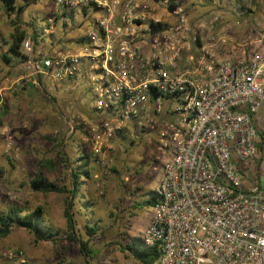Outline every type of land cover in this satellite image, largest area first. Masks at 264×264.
Masks as SVG:
<instances>
[{"label": "built area", "instance_id": "2783aa9c", "mask_svg": "<svg viewBox=\"0 0 264 264\" xmlns=\"http://www.w3.org/2000/svg\"><path fill=\"white\" fill-rule=\"evenodd\" d=\"M53 1L45 34L62 11L85 8L91 25L65 52L36 53L28 38L6 87L84 79L98 119L81 126L96 158L115 138L133 139L131 129L147 137L168 108L178 133L172 150L167 138L154 142L171 157L142 239L158 249L153 264H264V189L245 187L239 167L264 156V32L234 46L232 32L214 33L218 18L193 26L176 0Z\"/></svg>", "mask_w": 264, "mask_h": 264}, {"label": "rangeland", "instance_id": "374dc122", "mask_svg": "<svg viewBox=\"0 0 264 264\" xmlns=\"http://www.w3.org/2000/svg\"><path fill=\"white\" fill-rule=\"evenodd\" d=\"M15 1L17 6L26 5L19 18L21 30L31 36L36 28L42 34L40 30L47 22V15H53L56 10L54 1ZM176 1L186 6L193 26L218 18L214 33L232 32L234 46L246 38L256 41L264 32V0ZM93 15L92 12L86 16L82 9H77L74 16L57 21L52 38L38 40L36 52L51 48L52 53H57L74 48L72 40L85 33ZM10 19L0 0V41L10 39L11 20L15 18ZM11 74L5 73L0 58V83L5 78L16 80L21 74L20 68ZM0 114V214L14 204L25 210L41 207L46 223L57 232L53 240L39 242L29 231L14 228L7 238H0V264H140L121 250V244L143 239L148 230L153 208H134L154 195L162 165L171 157L170 151L160 152L154 142L167 138L171 140L170 150L175 147L172 139L178 133L173 130L177 128V116L164 107L163 114L154 117L156 124L147 137L138 139L131 129L133 139L115 138L113 150L96 158L81 126L83 116L93 121L91 94L82 78L62 88L48 84L41 89L24 86L10 89L0 106ZM181 138L180 135L176 139ZM81 157L86 158V170L91 177H82L80 194L70 201L73 202L76 237L88 243L86 254L79 242L70 239L64 214L69 197L34 192L29 183L42 171L50 182L72 190L71 168L82 162ZM239 167L245 187H264V156L252 163H241ZM87 226L96 227V233L91 235Z\"/></svg>", "mask_w": 264, "mask_h": 264}, {"label": "trees", "instance_id": "16d2710c", "mask_svg": "<svg viewBox=\"0 0 264 264\" xmlns=\"http://www.w3.org/2000/svg\"><path fill=\"white\" fill-rule=\"evenodd\" d=\"M4 5V10L7 13V16H14L15 20H11V26L14 29V32L11 34V43L9 47V54L14 55L15 57L22 56V47L24 42L28 39V34L26 31L20 29L19 18L26 10V5L17 6L15 0H1ZM25 2H27L25 0ZM174 6V1L171 2V7ZM48 20V19H47ZM58 21V19H57ZM66 25V24H65ZM64 25V26H65ZM34 43V49L36 50L38 45V39L40 34L35 28H33L32 36L30 37ZM199 43V42H198ZM3 60L6 63L10 62V58L6 54L3 56ZM33 89V88H32ZM93 119H98V116L91 111ZM123 139H127L124 136H121ZM82 162L77 164L76 168H71L74 185L72 190H69L66 186H59L58 184L50 182L47 177L39 171L36 173L35 177L30 180V187L34 192H40L45 195L49 193H59L65 194L69 197V200L66 201L65 207V218L67 222V228L70 233V239H75L79 242L82 251L86 254L88 253V243L79 240L76 237L75 225L76 222L73 219L72 206L73 202L71 199H75L80 194L82 177L90 178L91 174L89 170H86L88 163L85 162L86 158H80ZM84 160V161H83ZM113 172L116 170L113 168ZM264 189V187L259 186ZM71 195V196H69ZM157 197L154 195L149 196L144 199L142 203H137L135 205L136 210H143L145 208H153L157 203ZM87 226L88 230L91 231V235H94L97 231L96 227ZM14 228H21L32 233L36 240L39 242L53 240L57 235V232L53 231V228L46 223L44 211L41 207H37L34 210H25L21 206L14 204L11 205L7 212L0 214V238H7ZM72 236V237H71ZM121 250L126 254L131 256L133 259L138 261L140 264H153L159 257V252L156 247H146L142 239H134L132 241L121 244ZM29 264V263H23Z\"/></svg>", "mask_w": 264, "mask_h": 264}, {"label": "crops", "instance_id": "0c3cea01", "mask_svg": "<svg viewBox=\"0 0 264 264\" xmlns=\"http://www.w3.org/2000/svg\"><path fill=\"white\" fill-rule=\"evenodd\" d=\"M77 10V9H76ZM82 11H83V13H84V15H86L87 16V13H88V11L85 9V8H83L82 9ZM74 13H75V10H73V11H68V12H66V11H62V12H59V15H58V21L59 20H66V18L68 17V15H71V16H74ZM89 15V14H88ZM50 18V15L48 14L47 15V19H49ZM48 21V20H47ZM49 27V25L47 24V22H46V24H43V27H41V30H40V32L42 33V34H40V36H41V38H42V40L41 41H49V39L48 38H52V35H54V33H55V30H54V33L53 34H51V37H50V34H45V30L47 29ZM55 27H56V25H55ZM79 27H81V26H79ZM20 29H21V27H20ZM36 29V28H35ZM37 30V29H36ZM14 32V29L10 32V34H9V36H10V39L8 40V41H6V40H2V41H0V58H1V60H2V62H3V65H4V67H5V73H9L10 75H13V74H11L12 72H14V73H17V71L19 70V68L20 67H17V64L18 63H20V60H19V57H15L14 55H10L9 54V47H10V43H11V34ZM37 32H38V30H37ZM32 33H33V30H32ZM39 33V32H38ZM28 34V33H27ZM32 36V35H31ZM31 36H29L28 35V37L27 38H30ZM48 37V38H47ZM79 38H80V36H78V37H76L75 36V38L72 40L73 42H74V44H75V47L73 48V49H75L76 47H77V45L79 44ZM201 44V43H200ZM39 52H43V53H45V54H47V55H49V54H51L52 53V49L50 48L49 49V51H38V52H36V53H39ZM8 55V57L10 58V62L9 63H6L4 60H3V56H5V55ZM4 73V72H3ZM8 91H9V88L8 87H6V83H5V81L3 82V83H0V106L3 104V100H4V97H6L7 95H8ZM0 118H2L1 117V114H0ZM2 131V129H0V132ZM4 133V132H3ZM13 179H16V178H13ZM30 181V180H29ZM17 183H20V181H18L17 180Z\"/></svg>", "mask_w": 264, "mask_h": 264}]
</instances>
